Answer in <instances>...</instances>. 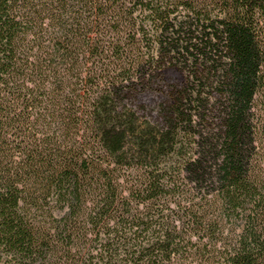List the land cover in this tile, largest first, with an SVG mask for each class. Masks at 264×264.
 <instances>
[{
	"label": "trees",
	"instance_id": "trees-1",
	"mask_svg": "<svg viewBox=\"0 0 264 264\" xmlns=\"http://www.w3.org/2000/svg\"><path fill=\"white\" fill-rule=\"evenodd\" d=\"M156 47L218 131L138 118ZM0 264H264V0H0Z\"/></svg>",
	"mask_w": 264,
	"mask_h": 264
},
{
	"label": "rangeland",
	"instance_id": "rangeland-1",
	"mask_svg": "<svg viewBox=\"0 0 264 264\" xmlns=\"http://www.w3.org/2000/svg\"><path fill=\"white\" fill-rule=\"evenodd\" d=\"M164 53L165 50L160 47L150 49L145 61L132 78L129 87L138 118L154 120L162 105H166L170 99L173 89L177 90L187 84L189 87L193 85L194 90L198 92L197 95L192 94V101L187 109V112L191 113V121L182 124H193L190 127L192 130L188 131L194 134L218 131L221 115L217 108V94L211 87H205L207 82L199 72L200 67L208 62L201 58L191 61L194 56L189 52H184L183 56L178 53L173 54L174 56L172 53H165V56H168L165 58Z\"/></svg>",
	"mask_w": 264,
	"mask_h": 264
}]
</instances>
